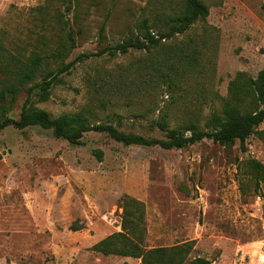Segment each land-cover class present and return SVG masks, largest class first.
<instances>
[{
  "label": "rangeland",
  "instance_id": "obj_1",
  "mask_svg": "<svg viewBox=\"0 0 264 264\" xmlns=\"http://www.w3.org/2000/svg\"><path fill=\"white\" fill-rule=\"evenodd\" d=\"M159 1L0 0V40L10 53L24 56L40 47L44 36L52 47L60 14L82 31L66 64L123 39H142L144 19L155 34L161 29L154 21ZM201 1L209 16L186 33L161 40L151 51L78 61L44 102L37 95L45 74L37 75L7 104L0 120H18L26 89L33 88L34 106L52 119L79 115L90 125L110 124L153 139H165L154 125L162 114L169 129L186 135L190 123L204 129L210 114L221 112L236 73L254 78L264 68V0ZM181 50L195 51L190 74L180 69L184 61L174 66ZM150 68L176 80L164 77L163 82L159 76L152 101L134 90L137 73L147 72L149 79ZM6 82L0 73V84ZM257 131L261 134L249 137L242 152L238 142L224 147L202 140L163 150L124 146L104 133L87 132L75 146L40 127L0 130V264H139V259L92 251L122 231L125 195L144 205L147 249L191 243L185 264L195 258L231 264L239 246L261 237L264 181H256L249 161L264 167V122Z\"/></svg>",
  "mask_w": 264,
  "mask_h": 264
},
{
  "label": "trees",
  "instance_id": "obj_2",
  "mask_svg": "<svg viewBox=\"0 0 264 264\" xmlns=\"http://www.w3.org/2000/svg\"><path fill=\"white\" fill-rule=\"evenodd\" d=\"M164 2V3H163ZM180 2V1H179ZM163 3V4H161ZM155 22L161 26L156 33L150 32L148 20L141 22L144 34L142 39L127 38L114 45L103 47L96 53H83L72 62L65 60L77 47L76 37L82 36L80 28L74 30L70 21L62 19L58 14L55 23L59 26V34L55 36L53 46H49V40L44 36L39 41L40 47L31 51L27 56L24 52L10 53L0 40V73L7 79L6 83L0 84V113L4 112L8 103H12L18 91L27 83L32 82L37 75L45 74L39 85L40 92L37 95L38 102L48 100L52 86L59 81V77L68 74L76 62L99 58L105 54L115 56L126 54L130 50L151 51L155 49L161 40L169 39L176 35L186 33L197 22L204 21L209 16V8L201 0H181L176 4L171 0L159 1ZM60 16V17H59ZM77 15H74V23H78ZM105 23L99 28L98 37L104 39ZM174 61V66L180 61L184 65L180 67L184 72L190 74L195 63V51L181 50ZM55 69H51V64ZM171 65V64H170ZM146 71L145 69H140ZM150 78L146 79L148 73L138 72L135 76L134 90L138 94H145L151 99L158 94L160 78L164 77L159 70L150 68ZM177 74V67L174 69ZM186 76V74L182 75ZM158 79H157V78ZM170 83H175L166 75ZM176 79V78H175ZM27 97L24 101L22 111L18 120L4 118L0 120V130L9 126L23 130L28 127H40L51 131L57 139H63L68 143L81 146L82 137L87 132L104 133L112 140L124 146L159 147L163 150H179L188 145L208 140L214 144L224 147L234 146L237 142L242 152L246 151V141L254 134H261L257 128L264 122V68L258 72L256 77H250L244 72H238L228 83L227 96L222 101L221 112L213 111L204 123V129H199L196 123H190L186 132L179 129H169L167 114H162L154 125L164 131L165 139L145 138L141 135L126 134L110 124L90 125L82 121L81 116L64 115L56 119L43 110L36 108L31 101L33 88L26 89ZM98 159L101 152L95 151ZM251 174L256 181H264V167L257 161H249ZM256 182V184H257ZM123 209L121 215V229L99 241L92 247V251L102 256H119L139 259V264H185L192 251L191 243H182L172 247H157L147 249L145 247V210L144 205L129 197L121 199ZM188 264H210L203 258H195Z\"/></svg>",
  "mask_w": 264,
  "mask_h": 264
},
{
  "label": "built area",
  "instance_id": "obj_3",
  "mask_svg": "<svg viewBox=\"0 0 264 264\" xmlns=\"http://www.w3.org/2000/svg\"><path fill=\"white\" fill-rule=\"evenodd\" d=\"M231 264H264V221L261 228V237L250 245L239 246Z\"/></svg>",
  "mask_w": 264,
  "mask_h": 264
}]
</instances>
